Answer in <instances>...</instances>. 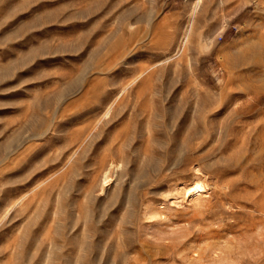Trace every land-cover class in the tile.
Masks as SVG:
<instances>
[{"label": "rangeland", "instance_id": "obj_1", "mask_svg": "<svg viewBox=\"0 0 264 264\" xmlns=\"http://www.w3.org/2000/svg\"><path fill=\"white\" fill-rule=\"evenodd\" d=\"M263 215L264 0H0V264H264Z\"/></svg>", "mask_w": 264, "mask_h": 264}, {"label": "bare ground", "instance_id": "obj_2", "mask_svg": "<svg viewBox=\"0 0 264 264\" xmlns=\"http://www.w3.org/2000/svg\"><path fill=\"white\" fill-rule=\"evenodd\" d=\"M196 172L201 173L200 170H196ZM200 179H202V178H200ZM110 180H111L110 178H107V181H110ZM207 188L209 189V187L206 185V183H204L203 181H201V182L198 181L192 185L183 187L180 191L182 193V196L185 199H188L190 202H192L194 200H197V199L203 197L204 194L207 193ZM207 195H209V194H207ZM226 195H227V193H226Z\"/></svg>", "mask_w": 264, "mask_h": 264}]
</instances>
